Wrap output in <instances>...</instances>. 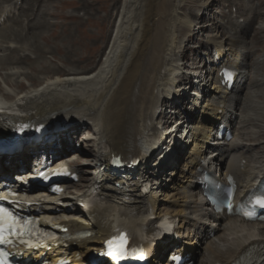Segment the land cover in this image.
I'll use <instances>...</instances> for the list:
<instances>
[{
  "label": "bare ground",
  "instance_id": "obj_1",
  "mask_svg": "<svg viewBox=\"0 0 264 264\" xmlns=\"http://www.w3.org/2000/svg\"><path fill=\"white\" fill-rule=\"evenodd\" d=\"M27 1L30 6L47 5L34 21L20 24L13 18L18 0H0V18L4 17L0 25V106L18 105L27 115L17 119L0 113L1 126L22 129L20 149L0 152V185L9 182L21 187L15 175L26 179L45 160L66 161L81 175L75 190L47 195L25 188L23 198L33 202V210L41 211L42 223L93 233L89 241L51 249L47 255L55 262L65 258L72 264H91L92 255L109 254V241L104 238L108 227L100 231L102 220H87L77 202L89 184L116 178L111 172L116 162L136 182H152L150 193L134 197L139 212L165 213L177 220V239L168 237L143 247L151 249V264H168L162 263L168 251L188 254L194 264H233L253 247L264 246V222L212 212L197 183L203 168L222 180L231 174L237 185L236 199H240L264 176V72L250 82L245 98L240 96L246 77L253 73L246 62L251 50L243 45L251 17L241 19L240 13L231 12L224 22L219 16L227 14L220 0H121L108 47L95 70L69 66L61 71L50 66L53 72H45L38 65L50 52L38 40L45 43L43 38L49 36L52 43H63L72 37L75 31L65 27L81 19L88 23L91 3L83 1L85 16L76 20L78 13L57 17L49 11L54 0ZM237 6L240 10L242 3ZM250 11L258 17L259 11ZM11 17L15 25L1 29ZM256 25L263 29L264 17ZM205 31L211 34L202 39ZM187 42L191 43L188 47ZM200 48L207 51L194 60L190 53L199 54ZM200 61L210 66L199 65ZM258 61L264 63V51ZM9 64H26L28 69ZM36 67L38 72H32ZM223 67L239 72L231 91L220 84L218 71ZM47 74L52 76L44 77ZM189 77L193 90L187 93L180 82ZM54 117L64 120L61 127L65 129L51 130L41 144L34 143L31 128L39 123L53 128ZM223 124L232 132L230 140L216 138ZM83 143H91L92 149ZM23 170L28 172L19 174ZM153 223L149 222L150 228ZM114 254L99 264L123 263L126 256Z\"/></svg>",
  "mask_w": 264,
  "mask_h": 264
},
{
  "label": "rangeland",
  "instance_id": "obj_2",
  "mask_svg": "<svg viewBox=\"0 0 264 264\" xmlns=\"http://www.w3.org/2000/svg\"><path fill=\"white\" fill-rule=\"evenodd\" d=\"M81 1L83 2L84 0H54L52 4L48 6L47 8L49 11H52V13H54L57 17H62L66 15V13H74L75 15H77L78 13L77 19H76L78 20V18H81L84 15V5L86 4L85 2L81 3ZM220 1L222 3L224 13L227 14L225 16H219V18L223 20L224 22L230 19L231 12L235 13L236 11L237 13H240L242 15L241 19L245 18L246 15L251 17L250 21H248L249 25H247V28H246L247 30L245 32L246 33L245 44L243 45L245 46V48H248V50H251L249 52V56L247 57L246 62L249 63V66H248L249 72H253V73H251L250 75L246 77V82H247L246 87L241 91V95H240L241 98L242 97L245 98L246 93H248L250 90L249 88L250 82L254 80L257 74L264 72V63L262 64L260 63V61H258V56L260 55L262 51H264V28L261 29L257 27L256 25L257 21L261 20V18L264 17V13H262L264 12V0H220ZM237 2L242 3L240 10L238 9ZM90 3H91V9L89 10L88 14H92V15H88L89 16L88 23L83 24V21H82L83 19H81V22L74 21L73 23L75 25L73 23H71L72 25H70L69 23L65 27L67 28L70 26V28L73 29V31H75L73 34L74 37L73 36L70 38L65 37L66 40L63 43L60 42L59 40H55V43H52L50 40L51 37L49 36L46 38H43V41L45 43H41V41L38 40L37 44L40 45V47H42L43 49L46 48L45 50H48V52H50V53L45 52V53H48L47 54L48 56L45 54L44 58L41 60L40 64L38 65L39 67L44 66V68L46 69L45 72H53L54 69L49 70L50 66H55L61 71L66 70V67L74 66V68H77L78 70H82V71L84 70V71L90 72V71L95 70L96 67H98V65L101 63L102 57L105 54V51L109 44L110 35L112 34L111 32L113 31L112 28L114 27L116 14L118 12V8L120 6L121 0H90ZM17 4L19 8L15 9V16L13 18H17L20 24H27V23H30L31 21H34V19L38 16L40 9H42L43 7L45 8L47 5V4H40L38 6H34V5L30 6L27 0H18ZM251 9L259 11L258 17L254 15V12L251 13L250 11ZM211 10L213 9L211 8ZM193 11L196 12V8ZM99 17L100 19H98ZM13 18L12 17L8 18L7 22L5 23V25H3L1 29L9 27V26H14L15 22ZM49 19L57 20V18H49ZM198 21L199 23L204 22V20L202 19L201 20L198 19ZM61 24H65V23L64 22L59 23L58 29H62ZM76 27L78 28V30H76L77 29ZM96 31L99 32V34H97ZM60 32L61 30L59 31V33ZM62 34L63 35L61 36L64 37L65 30ZM207 34H211V33L209 31H205L204 35H202L201 38L204 39ZM88 35L89 36L91 35L92 37L91 36L89 37ZM190 45L191 43L187 42V47ZM72 48L75 50L73 51ZM68 49H70L71 51H68ZM205 50H206L205 48H202L199 51L201 53L202 51H205ZM207 50L208 51L210 50L212 52V58H213L214 51H212V46H209ZM189 53L190 52L188 51L187 55ZM192 53L193 52L190 53V56L193 55L194 60H196L198 58L197 56L198 54H192ZM199 57H202V55L199 54ZM187 61H188V58H187ZM200 64L201 65L204 64L205 67L208 66L207 61L206 63L204 61L201 63L200 61L199 65ZM9 66L19 67V68L26 67L25 69L26 70L28 69V66H26V64H9ZM37 68L38 67H36L34 71L32 72H38L36 71ZM36 75L39 77L38 74ZM46 76L50 77L52 76V74L44 75V77ZM79 137H80V134H77L76 135L77 140ZM84 145L89 150L92 149L91 143H85ZM78 183L80 182H73L72 184L69 183L68 190H71V191L74 190L76 188V184ZM76 190H79V189H76Z\"/></svg>",
  "mask_w": 264,
  "mask_h": 264
}]
</instances>
